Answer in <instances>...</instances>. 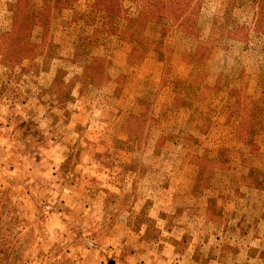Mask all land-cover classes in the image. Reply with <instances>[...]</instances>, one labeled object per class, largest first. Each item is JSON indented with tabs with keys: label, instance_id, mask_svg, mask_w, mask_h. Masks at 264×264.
Wrapping results in <instances>:
<instances>
[{
	"label": "rangeland",
	"instance_id": "obj_1",
	"mask_svg": "<svg viewBox=\"0 0 264 264\" xmlns=\"http://www.w3.org/2000/svg\"><path fill=\"white\" fill-rule=\"evenodd\" d=\"M182 2L27 0L36 52L0 60V264H264V0ZM25 3L0 0V32Z\"/></svg>",
	"mask_w": 264,
	"mask_h": 264
},
{
	"label": "trees",
	"instance_id": "obj_2",
	"mask_svg": "<svg viewBox=\"0 0 264 264\" xmlns=\"http://www.w3.org/2000/svg\"><path fill=\"white\" fill-rule=\"evenodd\" d=\"M182 1L183 0H167L166 7L158 10V13L160 14V20L163 19L165 13L169 19L172 18L174 20V16L180 12V8L185 5V3ZM25 4L26 7L13 13L12 27L10 30L0 32V60L2 63H7L12 67H20L23 65L25 61L29 60L30 57L35 54L37 49V47L32 44L30 38L28 37V27L30 24L36 23L39 15L36 14L37 8L30 7L29 3H27V0ZM150 6L146 5L145 7L146 9L150 10V12H152ZM161 13H163V15ZM114 14L115 13L111 10V8H109L107 12V19L109 22L114 18ZM141 19V17H138L137 19H131L128 17L125 18V22L127 23L126 31L129 30L130 25H135V29L131 34L128 35L130 40L137 38L135 37V30L138 21ZM255 21V26L259 28L261 26V17L258 16Z\"/></svg>",
	"mask_w": 264,
	"mask_h": 264
}]
</instances>
